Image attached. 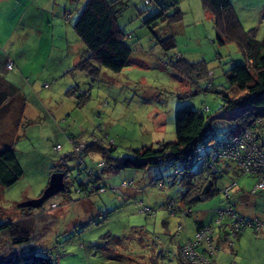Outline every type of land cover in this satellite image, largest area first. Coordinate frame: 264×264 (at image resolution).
<instances>
[{
	"label": "rangeland",
	"instance_id": "1",
	"mask_svg": "<svg viewBox=\"0 0 264 264\" xmlns=\"http://www.w3.org/2000/svg\"><path fill=\"white\" fill-rule=\"evenodd\" d=\"M17 1L0 3V79L16 91L11 95L1 89L8 97L0 105V150L14 152L22 177L9 188L0 187V226L28 229L31 235L29 241L14 245V235L0 231V262L32 257L46 264H187L177 258V251L194 236L195 219L208 221L229 204L241 213L264 215L260 194L248 205L232 196L227 202L218 193L195 203L189 217L171 216L165 204L180 205L186 190L177 180L167 189L153 185L171 174L162 165L95 172L107 188L132 181L122 197L107 191L83 199L69 186L39 209H19L38 199L51 175L60 172L61 160L73 150L70 138L114 145L106 159L92 152L81 156L89 169L102 160L113 164L132 159L133 151L142 147L174 142L175 112L189 107L207 122L218 118L209 135L226 140L236 126L223 108L246 93L225 82L224 73L245 60L237 44L215 32L202 0H150L149 5L143 0H110L131 57L120 73L101 69L97 79L74 70L86 55L73 30L86 0ZM229 1L243 30L262 41L264 0ZM169 38L175 49L164 52L162 43ZM177 55L189 64L201 63L207 74H200L199 68L188 79L182 76L172 68L171 59ZM8 60L14 65L11 72L4 71ZM56 146L62 148L59 153L54 152ZM65 164L74 168L77 160ZM234 168L217 183V190L232 183L234 190L253 189L255 181L238 177ZM138 206L151 212L139 213ZM233 244H222L213 264H264V229L246 228Z\"/></svg>",
	"mask_w": 264,
	"mask_h": 264
},
{
	"label": "trees",
	"instance_id": "2",
	"mask_svg": "<svg viewBox=\"0 0 264 264\" xmlns=\"http://www.w3.org/2000/svg\"><path fill=\"white\" fill-rule=\"evenodd\" d=\"M202 5L204 11L212 17L215 32L220 37H223L226 42L237 44L245 60L244 64L235 65L224 73L225 82L230 89L246 93V95L234 101L227 102L225 108H223L224 112L235 113L232 115L231 119L228 120L236 126L234 135L248 128L257 134L258 144L260 148L264 150V137L262 136V131H264V39L260 42L256 41L253 38L252 31L246 32L243 30L229 0H202ZM177 16L176 19H174L175 21L177 20ZM116 17L117 11L115 10L114 2L110 0H86L83 9L73 25L75 34L85 46L86 55L74 67V70L84 73L93 79H97L101 69L117 74L129 64L131 50L125 43V35L121 33L116 25ZM218 41L219 44H223L222 40L219 38ZM173 49H175V44L172 38L162 43V50L164 52ZM171 63L172 68L187 79L191 77L194 72L198 74L197 69L199 68L201 71L200 74L205 75L208 72H206L205 66L203 67L201 63L189 64L182 61L179 55L174 56V58L171 59ZM0 83H2L1 79ZM3 85L2 83L0 86V105L8 97L6 92H2L1 89H7L11 95L16 93L14 88ZM208 87L211 89V84H208ZM216 120L219 119L215 118L207 122L199 112L189 107L177 110L175 112L174 121V142L160 143L154 148L152 146L142 147L139 150L133 151L132 159H118L115 160L113 164L110 160H102L98 163H94L92 169H89L85 163H83L81 156L85 153L90 154L92 152L100 153L103 158L106 159L115 151L114 145L109 144L108 147L104 146V144H101V139L95 138H92L91 142H81L75 138H70L73 150L61 160L57 168L60 171L59 173H66L71 177L68 182H64V192L66 193L70 186L87 193L92 192L88 194V197H91L96 195L94 192L100 188L105 189V191L111 188L105 187L102 178L97 176L95 172L99 171L103 174L107 169L144 170L147 167L162 165L170 169L171 174L165 176L163 179L156 180L153 185L156 187L157 183L164 182L165 179L171 177L173 169H175L179 173L172 179L168 187L173 185L175 180H177L180 185H183L186 190V194L181 198L184 205L183 207L191 208L195 203L201 202L193 200L194 197H203L205 201L219 193V190H217L218 180L221 179L222 181L224 175H226L227 171L232 169V166L235 167L233 173L237 176L240 175L236 170L235 164L228 162L223 164L221 162L219 163V177L211 176L205 178L203 174L197 172L196 169V173H192L193 168H195L193 165L194 152L198 146H202L205 150H209L213 142L223 143L232 137L230 136V138L226 140H214L213 137L209 135L210 125ZM257 122H259L260 125H257ZM79 146H82V149L78 153L74 152V149ZM56 147H59L60 150L56 151ZM56 147L54 148V152L59 153L62 148L60 146ZM73 159L77 160V165L74 168H68L65 164L66 161H72ZM169 165L173 169L169 168ZM21 177L22 170L14 152L10 149L0 150V187L9 188L16 184ZM92 179V186L94 189L90 190L88 184ZM209 183L211 186L208 192H205V188ZM118 197L122 196L120 195ZM168 202L165 204V207ZM205 226L208 225H200L197 230ZM11 227L12 225L10 224L0 226V231L12 233L15 237L13 239L14 245L29 241L31 234L28 229H17V233V230ZM16 234L17 236H15ZM181 246L182 244L178 246V251ZM178 251L177 258L184 263V261L180 259ZM50 258L51 256L47 257V259ZM2 261L3 262H0V264H46L41 258L32 257L23 258L21 260H13V258L8 257L3 258ZM152 264L158 263L155 262Z\"/></svg>",
	"mask_w": 264,
	"mask_h": 264
},
{
	"label": "built area",
	"instance_id": "3",
	"mask_svg": "<svg viewBox=\"0 0 264 264\" xmlns=\"http://www.w3.org/2000/svg\"><path fill=\"white\" fill-rule=\"evenodd\" d=\"M144 4L149 5V0H144ZM6 71H13L14 65L11 61L5 63ZM48 85H44L47 87ZM260 125L259 122L256 123ZM211 149L205 150L204 147L198 146L195 150L193 165L197 172L203 174V177H219V163L225 162L234 163L236 170L240 175L248 177H255L256 182L252 189V193L261 192L264 190V150H262L258 144L257 134L250 129H243L238 134L232 136L229 140L223 143L213 142ZM82 149V146L76 147L74 152L78 153ZM60 148L56 147V151ZM169 168L170 165L168 166ZM173 169V168H172ZM178 171L173 169L171 177L165 179L164 182L156 184L159 189H167L168 185L174 177L178 175ZM64 182H68L71 178L69 174L63 173ZM221 182V179L218 180ZM93 179L90 180L88 187L93 190ZM133 185L132 181H122L119 186L111 187L108 191L115 195H122V192ZM235 183H232L220 190V194L223 195L225 201H229L230 192L235 188ZM76 189V188H75ZM78 193H82L83 199L88 194L85 191L76 189ZM107 192L105 189L100 188L95 191L96 194H103ZM195 201H204V198L194 197ZM51 208H55L56 205L51 204ZM139 213L148 214L151 211L142 206H138ZM165 209L169 211L171 216H179L184 219L192 215L191 208L181 207L175 205L173 202H168ZM217 217L208 226L202 229L196 230L194 236L185 241L179 249V257L188 264H213V257L221 250L222 244L232 248L233 243L239 238L240 233L246 228H250L255 232H260L264 229V225L256 219H250L238 214V212L231 206H227L224 210H218L216 212ZM224 220H227L224 223ZM180 229V228H179ZM219 232V234H217Z\"/></svg>",
	"mask_w": 264,
	"mask_h": 264
},
{
	"label": "crops",
	"instance_id": "4",
	"mask_svg": "<svg viewBox=\"0 0 264 264\" xmlns=\"http://www.w3.org/2000/svg\"><path fill=\"white\" fill-rule=\"evenodd\" d=\"M2 1H5V0H0V3L2 2ZM17 2H19L20 3V0H18ZM8 61H11V60H8ZM4 71H6V69H5V65H4ZM233 114H235V113H228L227 115H229L230 117L228 118V119H231V117H232V115ZM221 116V115H220ZM217 117V116H216ZM262 136L264 137V131H262ZM230 171V170H229ZM229 171H227L226 172V175H228V172ZM225 176V175H224ZM238 177H239V175H238ZM226 177H224V179H225ZM251 179H253L255 182H256V179L255 178H251ZM124 181V180H123ZM122 182V181H121ZM120 185V184H119ZM118 185V186H119ZM232 193V194H231ZM231 193H230V199H231V196H232V198H236V199H238V200H240V201H244V202H248V205H250V198L252 197V196H257V193H255V194H253L252 193V189L251 190H249V189H236V190H232L231 191ZM262 192H260V193H258V194H260V198L261 197H263L264 196V191H263V193L261 194ZM229 199V200H230ZM261 201H262V205H264V198L263 199H261ZM229 202V201H228ZM235 205V204H234ZM234 205L233 204H229V206H231V207H233L235 210H236V208L234 207ZM180 206H184L183 205V203H182V200H181V202H180ZM194 206V205H193ZM193 206H191V209H192V213L194 214V207ZM237 211V210H236ZM238 212V211H237ZM239 214H241L242 216H244V217H246V218H250V219H256V220H258L261 224H263L264 223V215H262V214H260V213H258V215L257 214H255V215H252V212L250 213V214H246V213H241V212H238ZM192 214V215H193ZM191 216V215H190ZM204 217V216H203ZM215 218L216 217H213V218H209L208 219V221H206V220H204V219H195V221H194V230H193V234L196 232V230H197V228L200 226V225H209V224H211L214 220H215ZM192 234V235H193ZM190 239V238H189ZM188 239V240H189ZM183 244V243H182ZM181 245V244H180ZM216 261V260H215Z\"/></svg>",
	"mask_w": 264,
	"mask_h": 264
},
{
	"label": "water",
	"instance_id": "5",
	"mask_svg": "<svg viewBox=\"0 0 264 264\" xmlns=\"http://www.w3.org/2000/svg\"><path fill=\"white\" fill-rule=\"evenodd\" d=\"M62 173H54L51 175L46 189L36 200L26 201L18 206L19 209H39L47 200L55 195L64 192V178ZM210 183L206 186L205 192H208Z\"/></svg>",
	"mask_w": 264,
	"mask_h": 264
},
{
	"label": "clouds",
	"instance_id": "6",
	"mask_svg": "<svg viewBox=\"0 0 264 264\" xmlns=\"http://www.w3.org/2000/svg\"><path fill=\"white\" fill-rule=\"evenodd\" d=\"M222 183V182H221ZM220 192V191H219ZM220 194V193H219ZM180 206V205H179Z\"/></svg>",
	"mask_w": 264,
	"mask_h": 264
},
{
	"label": "flooded vegetation",
	"instance_id": "7",
	"mask_svg": "<svg viewBox=\"0 0 264 264\" xmlns=\"http://www.w3.org/2000/svg\"><path fill=\"white\" fill-rule=\"evenodd\" d=\"M63 174V173H62Z\"/></svg>",
	"mask_w": 264,
	"mask_h": 264
}]
</instances>
